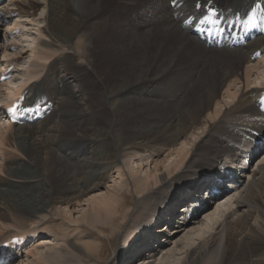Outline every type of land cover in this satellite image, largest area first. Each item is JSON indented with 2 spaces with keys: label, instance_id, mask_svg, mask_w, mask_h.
Returning <instances> with one entry per match:
<instances>
[{
  "label": "bare ground",
  "instance_id": "1",
  "mask_svg": "<svg viewBox=\"0 0 264 264\" xmlns=\"http://www.w3.org/2000/svg\"><path fill=\"white\" fill-rule=\"evenodd\" d=\"M11 1L9 12L26 17L45 3L44 37L30 50L20 91L31 103L50 102L52 111L0 133V243L14 235L30 243L0 264H85L89 256L99 264L103 244L84 224L117 235L120 246L107 264L165 263L170 256L159 261L156 252L182 231L173 247L177 254L182 243L179 252H189L183 264H217L229 245L246 250L254 230L264 243V219L254 214L264 216V162L248 173L240 162L245 149L253 159L264 151V143L253 151L251 142L252 130L264 134V35L243 47L207 48L182 24L198 0ZM213 1L233 13L264 7V0ZM20 54L3 63L17 67ZM120 125L126 131L117 138ZM163 132L171 134L160 140ZM227 164L240 166L232 192L213 210H196L212 201L187 191L216 183ZM56 181L64 186L54 195ZM186 206L192 209L184 213ZM151 212L166 218L155 231L145 229ZM51 218L60 221L55 229Z\"/></svg>",
  "mask_w": 264,
  "mask_h": 264
},
{
  "label": "rangeland",
  "instance_id": "2",
  "mask_svg": "<svg viewBox=\"0 0 264 264\" xmlns=\"http://www.w3.org/2000/svg\"><path fill=\"white\" fill-rule=\"evenodd\" d=\"M10 4L12 6L9 7V10L14 7V3H12V1L10 2ZM1 6H3V5H1ZM8 13H10V12L8 11ZM45 13H46V6H45V3L42 1V3H40V6H38L37 8H35L34 13H32L31 16L26 17V16H20L19 14L16 15V17H17L16 20L17 21H19L20 18H23L21 20H26L28 23H23V24H21V26H19L20 24L18 22L16 24L14 22V20H13V19H15V17H12L11 18L12 20L10 22H14V26L13 27L19 26V27H17L19 31L16 34V35H18V39L17 38H13V40L14 41H18L19 38L21 39V37H22V38L26 39V41L25 42H22L23 48L15 49L13 52H11L9 50L8 45H9V43L10 44L12 43L9 40H8L9 42H7V43L0 44V52H2V55H0L1 56L0 57V63H3L6 59H8L9 57H11V55H14L15 53H19V52L21 53L20 54V57H21L20 59H22L21 60V63L17 65L18 70L15 73V76L17 77V79L14 80V82L10 81L8 83L9 84L8 86H11V87H14V88H10V87L4 86V84H2L3 85V87H2L3 94L0 96V105H2L4 102H6L7 95H8V97H10L11 92L15 93V91H17L18 89H19L18 91H20V90L22 91V88L25 87V86H21V85L23 83L22 80L24 81V79L26 78L25 75H24L25 72H27L26 70H28L30 68L29 62L33 58L31 56V51L30 50H31L32 47H35L36 41H37V38L38 37H41V36L44 37L42 34L39 33L40 32L39 29L43 28L42 26L45 25V22L43 21L44 20L43 18H44ZM12 28H11V30H13ZM4 29H5V26L4 27L2 26L0 28V30H2V31ZM22 31H24L25 34L20 35V33ZM9 33L5 32V35H4L5 38L8 39V36H11L12 35V34H9ZM3 39H4V37H3ZM3 39L0 40V43L2 41H4ZM2 59H5V60H2ZM20 59L17 61V63L20 61ZM23 69H25V72H23V75H22V70ZM11 82H12V84H11ZM2 85H0V87ZM16 85H18V86H16ZM9 89L11 90L10 93H9ZM21 91L18 92V93H16V94L22 95V92L23 91L22 92ZM0 94H1V90H0ZM94 97L97 100V102L102 101V98H101L102 95H101V93H96L94 95ZM116 101H117V98L111 100L106 105L107 106L110 105V104L115 105ZM1 110H2V108L0 107V112H1ZM5 126H0V133H2V132L5 131ZM1 128H3V129H1ZM125 131H126V128L125 127H123L121 125L120 126H117L115 128V137H117V138L122 137L123 134L125 133ZM170 134H171L170 132H165V133L163 132V134L161 133L158 136V138L160 140H163V139H166ZM260 162H264V154H261L256 159V161L253 163L252 167L250 165H249L250 167L248 166L246 173L250 172V170L252 168H255L257 165H259ZM3 163H4L3 156L0 153V174L2 176L4 174ZM246 175H244L245 177L243 178V180L248 179V176H246ZM114 176L117 177L115 174H114ZM45 180H47V179H45ZM177 185H179V184H177ZM63 186H64V184L61 181L60 182L59 181L58 182L56 181L55 184H54V191H53L54 195L57 194L58 191L60 193L61 190H62V188H63ZM125 191H126V195L128 197V200H129V204L134 205L135 200H136L135 199V193L133 191H131V188H126ZM218 202L223 203L224 202V199H222V200H220ZM218 202H216L215 204H210V206L209 207L207 206V208L210 209V211L213 210L215 208V205ZM78 209H80V207H78ZM76 214L78 215V213H73V216H76ZM254 214H255V216H258L259 217V219H260L259 221H261V220L264 219V216H262V214H259V213H254ZM150 217H151V214H150ZM126 220H127V218L124 219V220H122L119 223V228L117 229V231L119 229H121L122 226L124 228L125 224L127 223ZM50 221H52V222L49 225L52 226L54 229H55V227H57L59 225L58 222H60V221H57V220L54 221V218H51ZM28 224H30V223H27L24 228H26V227L28 228ZM30 226H31V224L29 225V227ZM80 227L84 228L86 230V232L88 231L89 232V235H91L90 237L93 238L94 240H97V238H100L101 239V244H103V247L99 249V253H98L99 264H107L109 261H111L114 258V256H115L116 250L120 246V241L117 238V235H114L113 236V234H112L110 236H107L105 233L104 234H101V233L98 232L97 229L89 228V227L86 226V224H84V226L83 225H80ZM123 228H122L121 231H123ZM60 235L62 236V239H63L64 238L63 237V234H60ZM257 235H258V233L255 232V230H254V231L250 232L247 235L249 239H244L243 244H246V246H247V247L245 246L246 247V250L241 249V248H236V246H233V245H231V246L229 245L228 247H225L226 250H224V253H223L222 257H221V261H219L217 264H264V249H263L264 248V243H262V241H259L260 240V237H259V235L258 236ZM61 236H60V238H61ZM182 236H183V231L177 233L175 235V237L171 240V242H168L163 247L162 252H160V253L159 252H156L157 253L156 254V258H158L159 261H160L162 255L164 253H166V254H167V252L169 254L171 253V255H168V254L167 255L166 254L164 255V257L166 256V258L168 256H170V257H168V259H165V261H166L165 263L162 262L161 264H183V262H184L183 259H185V257H186L185 255L187 253H189V252H187L186 254H182V250L179 252V250L183 246L182 243L181 244H178V246H177V248H178L177 254H174V247H173L174 242L177 241ZM34 237L35 236H32L33 239H34ZM85 239L86 238H84V240ZM48 241H49V239L43 238V239H41V242L40 243L41 244L42 243L44 244V243H48ZM251 242H253V243H251ZM255 242H257V243L255 244ZM37 243H39V241ZM248 243H249V245H248ZM29 246H30V243L26 247L28 248ZM259 246H262L263 248L261 250H258L256 252H254L256 249H258ZM249 249H252V250L249 251ZM41 250H43V249H41ZM187 251H193V250H190V249L188 250L187 249ZM227 251H228V253H227ZM225 253H226V255H225ZM256 253H259V254H256ZM84 260H85V262H84L85 264H93V262H94V259L91 256L84 258ZM158 260H156V261H158Z\"/></svg>",
  "mask_w": 264,
  "mask_h": 264
},
{
  "label": "snow or ice",
  "instance_id": "3",
  "mask_svg": "<svg viewBox=\"0 0 264 264\" xmlns=\"http://www.w3.org/2000/svg\"><path fill=\"white\" fill-rule=\"evenodd\" d=\"M26 110H27V109H26ZM8 111H9V112H11V111H12V109L10 108V109H8Z\"/></svg>",
  "mask_w": 264,
  "mask_h": 264
}]
</instances>
